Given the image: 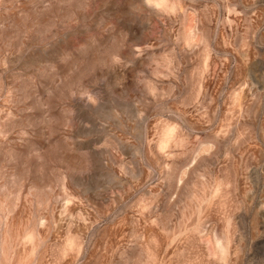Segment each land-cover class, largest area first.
<instances>
[{"label": "rangeland", "instance_id": "obj_1", "mask_svg": "<svg viewBox=\"0 0 264 264\" xmlns=\"http://www.w3.org/2000/svg\"><path fill=\"white\" fill-rule=\"evenodd\" d=\"M0 264H264V0H0Z\"/></svg>", "mask_w": 264, "mask_h": 264}]
</instances>
